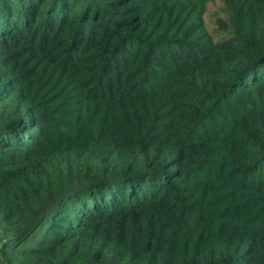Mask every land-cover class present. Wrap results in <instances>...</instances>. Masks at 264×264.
Wrapping results in <instances>:
<instances>
[{"label":"trees","instance_id":"1","mask_svg":"<svg viewBox=\"0 0 264 264\" xmlns=\"http://www.w3.org/2000/svg\"><path fill=\"white\" fill-rule=\"evenodd\" d=\"M0 0V264H264V0Z\"/></svg>","mask_w":264,"mask_h":264},{"label":"rangeland","instance_id":"2","mask_svg":"<svg viewBox=\"0 0 264 264\" xmlns=\"http://www.w3.org/2000/svg\"><path fill=\"white\" fill-rule=\"evenodd\" d=\"M226 11L223 8L221 0H214L208 3L207 11L204 15L205 25L215 40L225 36L224 32L220 31L217 27V18L224 19Z\"/></svg>","mask_w":264,"mask_h":264}]
</instances>
